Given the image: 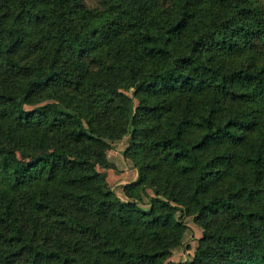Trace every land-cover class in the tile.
<instances>
[{"label": "trees", "instance_id": "trees-1", "mask_svg": "<svg viewBox=\"0 0 264 264\" xmlns=\"http://www.w3.org/2000/svg\"><path fill=\"white\" fill-rule=\"evenodd\" d=\"M186 216L178 264H264V0H0V264H167Z\"/></svg>", "mask_w": 264, "mask_h": 264}, {"label": "rangeland", "instance_id": "rangeland-1", "mask_svg": "<svg viewBox=\"0 0 264 264\" xmlns=\"http://www.w3.org/2000/svg\"><path fill=\"white\" fill-rule=\"evenodd\" d=\"M88 5H94L98 0H85ZM26 109L32 106H25ZM128 136L121 139L110 141L108 140L109 148L106 150V156L109 166L106 168L97 167V169L104 173L108 187L121 199H126L122 191V185L132 182L137 178V169L130 158H126L123 154L128 145ZM148 193L152 195L151 190ZM146 201V198H144ZM146 203V202H145ZM187 225L182 243L171 250L170 255L165 259L164 263L178 264L181 261L190 259L197 246V240L201 237L202 229L194 222L193 216H186L184 218Z\"/></svg>", "mask_w": 264, "mask_h": 264}]
</instances>
